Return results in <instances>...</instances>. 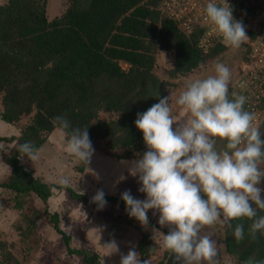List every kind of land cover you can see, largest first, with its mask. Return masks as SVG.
Listing matches in <instances>:
<instances>
[{
    "label": "trees",
    "instance_id": "obj_1",
    "mask_svg": "<svg viewBox=\"0 0 264 264\" xmlns=\"http://www.w3.org/2000/svg\"><path fill=\"white\" fill-rule=\"evenodd\" d=\"M48 1L6 0L0 4V118L20 129V135L0 137V141H17L18 147L31 142L40 149L60 130L54 118L64 116L71 128H87L92 145L105 141L116 159L134 158L136 152L143 156L148 149L135 125L137 114L172 94L171 104L178 95L173 94L178 83L169 78L193 74L227 49L220 41L203 47L205 29L184 30L168 11L169 0H68L66 10L53 19L48 16ZM160 52L170 54L173 61L164 72L168 78L157 70ZM234 83L232 91L247 97L244 108L253 113L248 93L236 90ZM260 106L264 107V100ZM103 111L114 116L102 119ZM25 117L30 121L19 126ZM18 147L5 154L11 175L0 187L14 193L18 211L14 230L20 239L18 244L0 239V264H28L40 247L41 214L33 195L44 203L45 215L63 236L68 253L81 256L82 264H100L101 256L94 250L71 247V237L61 229L59 214L49 210L48 200L55 189H67L71 198L84 199L95 209L97 205L71 186L36 177L21 162ZM123 148L126 155L120 153ZM105 199L128 213L120 196L105 194ZM258 216H264V210L258 209ZM125 221L136 224L134 217ZM237 223H243L245 230L240 242L233 236ZM251 223L246 218L233 221L232 229L225 230L226 249L240 264L249 258L264 260V235L258 233L252 240ZM141 234L137 251L143 264L158 245L147 232L141 230ZM17 245L24 250L23 258L16 252Z\"/></svg>",
    "mask_w": 264,
    "mask_h": 264
},
{
    "label": "clouds",
    "instance_id": "obj_2",
    "mask_svg": "<svg viewBox=\"0 0 264 264\" xmlns=\"http://www.w3.org/2000/svg\"><path fill=\"white\" fill-rule=\"evenodd\" d=\"M204 13L225 46L236 50L248 42L245 26L234 20L227 0L219 4L210 0ZM231 75L225 64L217 63L215 75L189 82L176 101L185 111V119L173 116L171 94L138 113L135 120L148 150L131 163L129 172L139 177L142 186L138 190L146 199H135L130 190H125L121 199L128 215L144 226L150 209L154 215L159 212V225L169 228L167 235L162 234V246L182 264H218L216 242L209 234L201 235L218 221L232 229L233 221L246 218L252 221L248 230L252 240L258 233L264 235V216H258V209L264 210V189L259 187L264 179V138L255 114L244 108L247 97L237 92L230 97ZM239 87L245 89L246 83ZM53 122L61 131L65 151L89 165L95 149L87 128H71L64 116H56ZM173 125H177L175 129ZM218 143L224 147L218 149ZM4 148L0 143V151ZM17 151L21 160L26 156L32 163L41 153L31 142L20 144ZM95 178L99 180L98 173ZM59 183L67 187L70 181L62 177ZM92 202L98 209L106 206L102 189ZM233 236L237 242L245 238L243 223L235 225ZM107 247L111 254L119 251L115 241ZM120 264L142 262L133 248L121 254ZM244 264H264V260L249 258Z\"/></svg>",
    "mask_w": 264,
    "mask_h": 264
},
{
    "label": "rangeland",
    "instance_id": "obj_3",
    "mask_svg": "<svg viewBox=\"0 0 264 264\" xmlns=\"http://www.w3.org/2000/svg\"><path fill=\"white\" fill-rule=\"evenodd\" d=\"M6 0H0V4L4 3ZM68 7V0H49L48 5H47V12L49 19H53L56 16L61 15L66 8ZM248 50L246 46H242L240 49H232L230 47H227L225 51H223L221 54H219L217 57L213 58L212 60H209L208 63L201 67L200 69L196 70L193 72V74H189L186 77H178V78H169L172 79L173 81H177L176 87H174L173 94H178L179 95L182 91L185 90L186 85L197 79V78H206L208 75H215V65L217 63H223L225 64L231 71V81L229 84V93L233 92L231 89V86L233 83L236 81V79L239 76V72L241 67H244L243 61L246 59ZM158 72L161 74L164 78H168V74H165V70L172 67L173 61L171 58V55L166 53V52H160L158 56ZM124 68H127V64H123ZM172 107V113L174 117H178L180 119H185L186 118V113L184 110L179 109L178 105L175 104ZM181 110V111H180ZM102 119L108 120L111 117L114 116V114L105 112L103 111L100 114ZM259 120V119H258ZM256 121V124L259 126L260 134L261 137L264 138V122L260 124V121ZM263 120V119H262ZM30 121L29 117H25L22 122L19 124V126H25L28 122ZM258 122V123H257ZM177 125H173V129H175ZM18 129V128H17ZM7 130V129H6ZM1 134L0 132V137H11L10 131H6ZM19 132L18 135H20V129L17 130ZM17 135V136H18ZM0 143H3L5 145V148L3 151H0V182H5L9 179L11 175V166L10 165H5V154L10 153L12 150L16 149L18 147L17 141L15 142H9L2 140ZM218 149H222L224 147L223 143H218L216 146ZM43 151H41L40 158L35 161L31 162L26 156L23 158L25 161V165L27 167H31L29 169L34 170V175L40 179H42L45 182L52 183V184H57L61 185L59 183L60 179L62 177H68L70 181V186L75 189V191L79 193H84L88 197L90 196L91 198L95 195L97 190L106 188V185L109 184V182H113V184L110 185V194H116L114 192H117L119 196L121 197V194L125 191V189H121L118 187V189H114L115 184L119 185H125L126 190H130L131 195L135 199L139 200H144L146 199V194L140 192L138 189L142 186L141 183L139 182V177L132 176L128 179H122L118 180V177L116 176L117 173H120V168H118V163L121 164L122 169L126 170L129 172V168L131 166V163L133 160H138L142 158V156H137V152L135 153L136 156L134 157V154L128 156H132L134 158H120L116 159L112 155V151H110L107 146L105 141H100L93 145V148L95 149L96 152L104 156V160L102 161L101 164V159H97L94 164H99L101 165L102 169L106 171V177H101L99 180L95 178V174H99V169L97 167L94 168L93 166L91 168H88L86 164L77 161V159H74V157L70 155H66L67 159L63 158L61 156V152L65 151V142L64 140L61 139V131L56 130L54 131L50 136L48 141L42 145ZM40 148V149H41ZM55 149V150H54ZM127 150L124 148L120 150L121 155H126ZM62 160H66L65 163ZM22 161V160H21ZM48 161H51V164L55 168L54 170L49 167ZM124 162L125 164H122L121 162ZM118 162V163H117ZM64 163V165H63ZM60 165H63L62 168H60ZM47 166V167H46ZM38 167V170H35V168ZM115 168V169H113ZM262 170H264V164L261 165ZM102 170V174H103ZM130 173V172H129ZM111 176V179L109 178ZM259 187L264 189V179L261 180ZM58 190V189H55ZM68 194L70 195L69 191ZM14 193H12L11 190L7 188H2L0 187V215L2 217V220H4V223H7V227H9V230H7V238L9 241H12L14 243L19 242V235L17 231L13 230V223H16V220L18 219V211L14 207L15 201L12 199ZM34 197V201L36 204V207L40 209V214L41 217L38 219H41L39 223H50L48 220L47 216L45 215L44 212V204L42 201L37 199V196ZM261 198L264 199V191L261 192ZM82 202L81 204H77L76 210H73V205H68L66 211L62 215V223H78V221H83L86 223L88 220L80 217L79 219L77 218L79 215L77 213H80L83 211V213H80V215L86 216L84 210L86 209L87 203L84 201V199H79ZM83 203V204H82ZM112 205V204H111ZM254 206V204H253ZM120 207L113 205L108 212L103 208L102 209V215H100V218L102 219V216L107 213V216L110 217L113 216V220L110 221L109 223H116L114 224V227L112 228V232L116 233H122L125 235L127 232H129L128 237L133 238V234L139 235L140 233V239L142 238L141 230L144 232H147L151 236L154 235L156 237V244L158 245L154 251V254L149 256L148 262L149 264H160L162 261H164V264L166 263V260L168 259L169 255L171 254L170 251L165 249L162 246V234L167 235L168 232H166L165 227H161L158 223L159 219V212L156 211V214L154 215L153 212L154 210H149L147 213V216L153 219L157 225H159L160 228L153 227L150 221L148 220V225L144 226L142 225L136 218V223H139V225L133 226L132 224H129L127 221H125V218L130 217L128 213H126L123 209L118 210ZM63 212V211H62ZM89 214V213H88ZM155 217V219L153 218ZM123 219L124 221H120L119 219ZM118 219V220H117ZM93 220V219H92ZM88 221L87 223H90L92 221ZM11 226V227H10ZM53 227V226H52ZM226 225L222 224L220 221L216 223L211 228H205L201 235L204 234H209L211 236V239L216 242L217 246V251H218V264H240L237 261V258L231 254L228 253L225 243H224V236H225V230H226ZM121 228V229H120ZM154 232V234H151V232ZM115 237V236H114ZM41 245V241H40ZM80 246H83L81 244ZM138 247V246H137ZM17 248L16 252L23 258L25 253L24 250L22 251V246H16L15 249ZM135 248V247H134ZM79 249H86L83 247H80ZM60 253L59 251H57ZM150 260V261H149Z\"/></svg>",
    "mask_w": 264,
    "mask_h": 264
},
{
    "label": "crops",
    "instance_id": "obj_4",
    "mask_svg": "<svg viewBox=\"0 0 264 264\" xmlns=\"http://www.w3.org/2000/svg\"><path fill=\"white\" fill-rule=\"evenodd\" d=\"M177 100H178V95L173 98V101L170 104V106H174L175 104H177L176 103ZM178 107L179 109L183 110L179 105ZM4 130L10 131L9 132L11 133L10 136H17L19 134V132L17 131L18 129L15 125H10L4 122L0 118L1 134L4 132ZM41 151H43V148H41ZM101 154L95 151L93 154L91 163L87 165L88 168H91L93 166V170L95 167H97L100 171L99 172L100 178L104 176L106 177V171L102 169L101 165L94 164V162L100 158L101 164H102V161L104 160V156H103L104 154L103 155ZM66 155H69L66 151L61 152V156L64 159L65 158L67 159ZM62 161H64L65 163L66 160H62ZM21 162L25 165L24 160H22ZM47 163H49L50 168H52L53 170L55 169L53 165L51 164V161H48ZM122 164H125V163H122ZM5 165L8 166L6 162H5ZM63 165H60V168H62ZM118 165H119L118 168H120V173H121V175L119 173H117L116 175L118 177V180H121L120 179L121 176H123L125 180H128L131 177L130 173L122 169L123 165L121 166V164L119 163ZM25 166L27 167V165ZM27 168H31V167H27ZM35 170H38V167H36ZM102 170H103V174H102ZM111 176L112 175L110 174V177H109L110 179H111ZM111 184H113L112 181L109 182L108 185H106V188H102L105 194H110L111 191L109 189H110ZM118 187L126 190V186L124 184L114 185V189H118ZM114 193H116L114 195L119 196L117 192H114ZM37 199L39 198L37 197ZM84 201L87 203L86 209L84 210L86 216L80 215V213H83V211H81L80 213H77L79 215L77 218L79 219L80 217L82 218L85 217L84 219L88 221H90V219L91 220L93 219L90 223H87L88 221L84 223L83 221H80L81 219L78 221V223H62L61 222L62 215L66 211L68 205H73L72 209L76 210L77 204H81L80 202H82L79 199L71 198L70 195L68 194L67 189L54 190V194L48 200L49 210L52 213L59 214V217H60L59 225L61 229H63L71 237V247L72 248L79 249L80 247H83V248L94 250L101 256L100 264H120L121 254L126 255L128 251L133 249L134 247H135L134 249L138 253L137 245L140 241V233L139 235L138 233L137 234L132 233L133 238L130 239V237H128L130 231L127 232L125 235H123L122 233L112 232V228L114 227V224L116 223H109V222L113 220V216L110 215L111 216V220H110V217H108L106 213L105 215L102 216V219H101L100 215H102V209H98V207L95 209L93 204L89 203L86 200ZM112 206L113 205H111L110 203H107L104 209L108 212V210H110ZM118 210L121 211L120 208ZM153 218L155 219V217ZM41 219L39 220V222L41 221ZM39 222H38V232L42 238L41 245L36 250V252L32 254V256L29 259L28 264H82L83 263V258L81 256L75 255V254L70 255L68 253V247L63 239V236L54 227H52L53 225L51 223H39ZM6 225L7 223H4V220H2V217L0 215V239H8L6 232L7 230H9V227H7ZM136 225H139V223H136ZM165 228H167L165 229L166 232H169V228L167 226ZM13 230H14V223H13ZM150 232L151 234H154V232L152 231ZM152 237L154 238V240H156V237H154V235ZM112 241L116 242L118 249H119L117 253H113V254H111L112 250L107 247V244L111 243ZM81 244H83V246H80ZM57 251H59L60 253H58Z\"/></svg>",
    "mask_w": 264,
    "mask_h": 264
},
{
    "label": "built area",
    "instance_id": "obj_5",
    "mask_svg": "<svg viewBox=\"0 0 264 264\" xmlns=\"http://www.w3.org/2000/svg\"><path fill=\"white\" fill-rule=\"evenodd\" d=\"M208 2L210 0H169L167 3L168 11L181 21L184 30L192 31L200 27L205 29L201 45L207 49L217 41L222 42V38L206 19L204 8ZM215 2L219 4L222 0ZM227 3L232 9L234 20L243 23L249 38L244 44L248 50L243 61L244 67L234 85L236 90L248 93L249 106L251 105L256 121L259 119L258 122L262 124L264 107L260 105L264 100V0H227ZM241 82L246 83L245 89L239 87Z\"/></svg>",
    "mask_w": 264,
    "mask_h": 264
},
{
    "label": "water",
    "instance_id": "obj_6",
    "mask_svg": "<svg viewBox=\"0 0 264 264\" xmlns=\"http://www.w3.org/2000/svg\"><path fill=\"white\" fill-rule=\"evenodd\" d=\"M165 264H182V262H176L175 261V254L171 253L168 257V259L166 260Z\"/></svg>",
    "mask_w": 264,
    "mask_h": 264
}]
</instances>
